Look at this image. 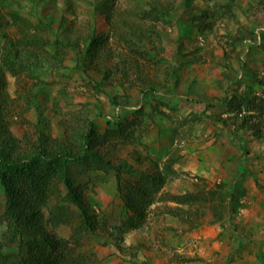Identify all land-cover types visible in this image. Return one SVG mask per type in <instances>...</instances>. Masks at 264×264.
<instances>
[{
    "label": "rangeland",
    "instance_id": "1",
    "mask_svg": "<svg viewBox=\"0 0 264 264\" xmlns=\"http://www.w3.org/2000/svg\"><path fill=\"white\" fill-rule=\"evenodd\" d=\"M98 2L0 0L8 34L31 30L49 39L30 44L5 71L2 116L18 146L35 144L39 114L54 142L93 121L100 135L119 133L110 134L114 148L94 150L133 169L118 180L92 160L69 165L99 222L97 232H82L77 252L93 264H264V0H108L111 26L94 12ZM61 17L59 39H79L80 48L92 28L113 32L99 70L84 73L76 51L56 55ZM157 169L165 179L139 218L126 206L127 186ZM45 172L38 165L37 174ZM47 187L46 228L69 239L75 206L58 177H48ZM184 193L201 201L182 205L188 217L168 215L166 205H177L160 195ZM232 193H241L236 213L225 201ZM4 208L0 185V214ZM130 218L138 224L116 240L113 226Z\"/></svg>",
    "mask_w": 264,
    "mask_h": 264
},
{
    "label": "trees",
    "instance_id": "2",
    "mask_svg": "<svg viewBox=\"0 0 264 264\" xmlns=\"http://www.w3.org/2000/svg\"><path fill=\"white\" fill-rule=\"evenodd\" d=\"M110 8L108 0H101L94 4V12L103 15L107 23L113 21L110 18ZM151 10L160 13V10L154 7ZM163 14H167L166 11ZM63 20V17L59 19L53 31L56 55L59 54L58 50L62 51L65 48L76 51L77 62L84 73L91 67L99 70V66L102 65L100 60L104 57L106 60L109 59L106 46L113 32L108 30L106 33H98L92 28L88 40L80 48L78 47L79 39H76V42L59 39L58 32L64 25ZM7 23L8 21L1 16L0 35L3 38V48L0 51V185L5 197V208L0 214V264H93L86 255L77 252L76 246L81 240L82 232L88 235L98 231L99 222L96 212L81 198L80 186L77 189L72 184L69 165L72 163L89 165L92 160L115 171L118 180L121 173H130L133 169L125 162L114 166L104 160V155L100 151L94 150L97 144H106L108 150L111 147L114 148L113 144L108 145L112 139L110 134L117 137L119 133L107 131L106 134L100 135L93 121L88 122L86 130L77 131L75 137L69 139L65 137L64 140L54 142L40 125L44 121L39 114L40 122L37 125L38 134L35 144H31L27 151L18 146L7 126L4 125L2 116L7 109L6 105H1L5 102L2 98L6 96L5 71L10 70L13 63L20 62L21 51L29 52L30 44L44 47L49 44V39L45 35H36L31 30H24L25 32L19 33L18 38H14L6 32L9 26ZM108 26H111V23ZM62 43L65 47H58ZM121 70L125 71V67ZM109 74L105 73V78ZM242 150H244L243 147ZM38 165L46 166L47 172L41 176L38 175ZM53 166H58L59 170ZM50 176L58 177L68 190L67 195L75 206L77 217V225L73 228L69 239L61 241L54 232L46 228L48 221L44 218V210L49 208L50 204V189L47 187ZM164 179L165 175L157 169L154 173L143 174L139 181L128 185L129 201L126 204L128 210L141 218L145 207L154 203L153 194L160 190ZM218 195H221V188ZM240 195L241 193L237 195L232 193L225 199L232 213H236L242 206L239 201ZM160 196L162 201L167 200L177 205L174 207L166 205L165 211L168 215L179 218L183 215L189 216V211L181 209L182 205L201 201L200 197L193 193L161 194ZM220 198L222 199V196ZM225 207L224 202L223 210ZM137 224V220L130 218L122 222L119 227L113 226V232L117 235L116 240H123V234L135 228ZM12 246L16 250L7 253L5 249ZM116 248L120 252L123 250L119 243L116 244Z\"/></svg>",
    "mask_w": 264,
    "mask_h": 264
}]
</instances>
